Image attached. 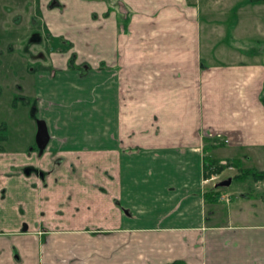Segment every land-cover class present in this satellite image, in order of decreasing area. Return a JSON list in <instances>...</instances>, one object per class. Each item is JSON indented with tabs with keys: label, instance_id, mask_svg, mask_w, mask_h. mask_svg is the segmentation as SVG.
Segmentation results:
<instances>
[{
	"label": "crops",
	"instance_id": "0c3cea01",
	"mask_svg": "<svg viewBox=\"0 0 264 264\" xmlns=\"http://www.w3.org/2000/svg\"><path fill=\"white\" fill-rule=\"evenodd\" d=\"M115 2H29L71 46L0 105V264H264V223H214L205 176L264 170V24L239 19L264 0Z\"/></svg>",
	"mask_w": 264,
	"mask_h": 264
},
{
	"label": "rangeland",
	"instance_id": "374dc122",
	"mask_svg": "<svg viewBox=\"0 0 264 264\" xmlns=\"http://www.w3.org/2000/svg\"><path fill=\"white\" fill-rule=\"evenodd\" d=\"M29 2L31 0H11L10 2L0 0V88L3 90L2 95H0L1 106L9 105L14 95L21 93V88H25L26 84L32 81L33 77L30 76L32 74L26 71V62L30 55L33 54L38 57L43 56V53L46 54L45 57L37 60L32 58L33 61L30 62L32 67L46 66L50 64L48 58L50 50H56L59 47L68 50L64 41H48V35H44L43 29L40 27L38 9L34 8L33 2ZM250 9L254 13L239 11L240 22L244 23L249 17L256 16L255 21L252 19L250 21H253L252 25L254 24L257 29L258 24H264V11L260 10L259 12L255 8ZM231 15L235 16V12ZM34 35L40 36L41 40L39 42L33 41ZM256 46H259L256 48H264L263 45ZM226 149L229 147L226 146ZM216 159L220 160L219 158ZM225 159L234 168L231 170L225 168L221 172L219 181L229 177L233 179V176L241 174L243 169L263 166L255 164L253 159L245 161L244 165L241 166L235 165L238 163L237 159ZM262 160L261 162L264 164V159ZM218 194L217 201L209 203L208 206L209 215L213 216L214 223L225 224L231 221L264 223V179L256 181L251 176L241 180L236 179L230 186L219 190Z\"/></svg>",
	"mask_w": 264,
	"mask_h": 264
},
{
	"label": "trees",
	"instance_id": "16d2710c",
	"mask_svg": "<svg viewBox=\"0 0 264 264\" xmlns=\"http://www.w3.org/2000/svg\"><path fill=\"white\" fill-rule=\"evenodd\" d=\"M107 1L110 3L111 7H112V3H114L115 1L117 2V0H107ZM64 44L68 48H70V46H71V43L69 41H64ZM61 49L66 50L65 48H61ZM69 67L73 68V69H79L82 72L90 68L89 65L86 63L76 64L75 54H72V56H71ZM20 101H22L24 104L31 105L32 114L35 115L36 110H37V106H36V104L32 103L30 98L25 97V96H17L13 100V106H17ZM38 122H40V120ZM6 130H7L6 124L5 123L1 124L0 125V140L6 138ZM238 163H239V161H238ZM238 163H235V165L241 166V164H238ZM225 168L226 167L220 163V160L213 158L210 155H207L205 157V176L207 178H209L212 173H221ZM248 176H251L256 181L263 180L264 179V170H258L256 168L243 169L241 174H237V175L233 176V181L236 179L237 180L245 179ZM233 181H232V183H233ZM222 188L224 189L225 187L215 186L214 190H216V192L214 190L209 191L207 193V200H209V198H210L209 196H211V194L212 195L216 194L218 196L219 195L218 192Z\"/></svg>",
	"mask_w": 264,
	"mask_h": 264
},
{
	"label": "water",
	"instance_id": "95a60500",
	"mask_svg": "<svg viewBox=\"0 0 264 264\" xmlns=\"http://www.w3.org/2000/svg\"><path fill=\"white\" fill-rule=\"evenodd\" d=\"M35 40H39V38H35ZM38 132H37V143L40 150H43L49 140V134L47 131L46 124L43 120H40L38 122ZM233 179L231 177L224 179L222 181H219L216 186L217 187H228L231 185Z\"/></svg>",
	"mask_w": 264,
	"mask_h": 264
},
{
	"label": "built area",
	"instance_id": "2783aa9c",
	"mask_svg": "<svg viewBox=\"0 0 264 264\" xmlns=\"http://www.w3.org/2000/svg\"><path fill=\"white\" fill-rule=\"evenodd\" d=\"M221 164L227 166L229 170L234 168L232 165H229V162L227 160L221 161ZM220 175H221L220 173H212L209 179L206 181L216 183L217 181L220 180Z\"/></svg>",
	"mask_w": 264,
	"mask_h": 264
},
{
	"label": "flooded vegetation",
	"instance_id": "af4514ba",
	"mask_svg": "<svg viewBox=\"0 0 264 264\" xmlns=\"http://www.w3.org/2000/svg\"><path fill=\"white\" fill-rule=\"evenodd\" d=\"M33 39H34L33 41H35V37H33ZM35 42H36V41H35Z\"/></svg>",
	"mask_w": 264,
	"mask_h": 264
}]
</instances>
